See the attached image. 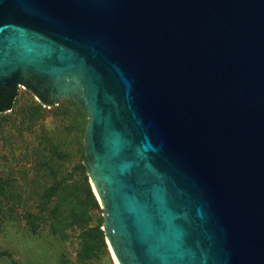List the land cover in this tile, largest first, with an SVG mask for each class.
I'll list each match as a JSON object with an SVG mask.
<instances>
[{
    "label": "water",
    "instance_id": "95a60500",
    "mask_svg": "<svg viewBox=\"0 0 264 264\" xmlns=\"http://www.w3.org/2000/svg\"><path fill=\"white\" fill-rule=\"evenodd\" d=\"M89 118L115 264H264V0H0V88Z\"/></svg>",
    "mask_w": 264,
    "mask_h": 264
},
{
    "label": "rangeland",
    "instance_id": "374dc122",
    "mask_svg": "<svg viewBox=\"0 0 264 264\" xmlns=\"http://www.w3.org/2000/svg\"><path fill=\"white\" fill-rule=\"evenodd\" d=\"M18 91L14 110L0 115V264H82L78 254L87 245L91 248L87 264H115L103 229V210L87 172L98 206L89 211L86 229L98 228L104 244L97 234L84 240L85 228L53 234L47 226L34 234L26 223L25 216L37 213L38 202L53 185V179H45L44 163L53 165L56 160L62 178L84 164L83 136L89 118L73 99L48 107L28 90ZM70 216L66 211L65 218Z\"/></svg>",
    "mask_w": 264,
    "mask_h": 264
},
{
    "label": "trees",
    "instance_id": "16d2710c",
    "mask_svg": "<svg viewBox=\"0 0 264 264\" xmlns=\"http://www.w3.org/2000/svg\"><path fill=\"white\" fill-rule=\"evenodd\" d=\"M19 98V91L16 86L0 88V115L7 114L14 110L16 102ZM80 113L85 117L83 110ZM84 113V114H83ZM84 140V136H83ZM83 161L86 158L85 144H83ZM57 153V152H56ZM58 155L56 154L55 157ZM53 165H46L44 176L46 180L53 179V185L48 190L43 201L38 202L37 213L33 215L27 214L25 216L26 223L34 234H41L45 227L49 226L53 234L64 233L67 228H85L82 234L84 240L97 234L101 238V243L104 244L102 232L97 229H86L91 219L89 211L96 209L98 204L95 200L90 187L88 178L85 175L86 166H77V171L66 174L65 177H60L61 166L56 160ZM81 185V189H78ZM66 211L70 213V219L65 218ZM91 248L89 245L85 246L78 254L79 261L82 264H87L88 254Z\"/></svg>",
    "mask_w": 264,
    "mask_h": 264
},
{
    "label": "flooded vegetation",
    "instance_id": "af4514ba",
    "mask_svg": "<svg viewBox=\"0 0 264 264\" xmlns=\"http://www.w3.org/2000/svg\"><path fill=\"white\" fill-rule=\"evenodd\" d=\"M17 87V86H16ZM17 88H19V87H17ZM27 90V89H26ZM29 92H31L30 90H28ZM32 94V93H31Z\"/></svg>",
    "mask_w": 264,
    "mask_h": 264
}]
</instances>
